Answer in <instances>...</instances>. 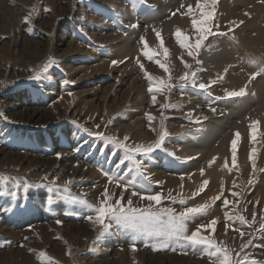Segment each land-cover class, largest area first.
Segmentation results:
<instances>
[{
	"label": "rangeland",
	"instance_id": "1",
	"mask_svg": "<svg viewBox=\"0 0 264 264\" xmlns=\"http://www.w3.org/2000/svg\"><path fill=\"white\" fill-rule=\"evenodd\" d=\"M196 3L0 0V264H40L41 251L57 264H210L203 246L183 241L162 248L158 239H137L134 251L131 233L115 225L97 239L101 226L88 219L95 218L88 205H99L106 190L111 202L123 195L121 203L130 198L140 208L149 205L140 196L160 195L153 211L172 208L178 214L207 204L187 222V234L204 225L200 234L229 251L232 264H264V111L258 112L264 105L258 100L264 89V0H218L214 9L209 4L214 18L208 27L215 34L203 41L199 64L175 35L180 30L189 44L199 38L187 14ZM145 50L154 54L151 60ZM50 58L56 63L49 64ZM181 58L192 67L185 68ZM193 71L197 88L191 82L181 87L180 77ZM145 73L171 88L156 91L153 84L149 92ZM212 81L206 91L198 88ZM241 89L247 95L227 98ZM254 120L259 124L253 141ZM215 130L229 135L218 159L223 176L208 167L201 175L194 162L207 160L205 150L191 157L183 150ZM164 131L168 135L156 148ZM138 146L153 151L139 152ZM204 180L209 183L199 191ZM212 220L217 223L208 227Z\"/></svg>",
	"mask_w": 264,
	"mask_h": 264
},
{
	"label": "snow or ice",
	"instance_id": "2",
	"mask_svg": "<svg viewBox=\"0 0 264 264\" xmlns=\"http://www.w3.org/2000/svg\"><path fill=\"white\" fill-rule=\"evenodd\" d=\"M218 0H197L196 3V10L199 11V16L197 17L196 10L192 9L191 6L188 8V15L191 17V26L195 30V33L198 34L199 38L196 39L195 43L189 44L188 36L182 35L180 30H177L175 33L177 43L180 45L181 48L187 49V54L189 57H191L193 60H196V63H201L199 60L196 59V56L199 52V49L202 46V43L204 40L207 39L209 34H215L211 33L210 28L208 27V22L211 21L214 18V10H208V5L211 4L213 6L216 5ZM183 7V5H181ZM45 11H50V9L45 8ZM35 11V9H33ZM247 15V13H245ZM24 22H29V17L24 18ZM242 23V22H241ZM135 27V25H133ZM157 37L160 38V33H156ZM221 35H223L221 33ZM141 42L145 44V49H147V44L143 40V37L141 38ZM161 47L163 48V41L161 40ZM164 55L167 57L169 54V51L167 48H163ZM143 55L146 56L149 60L152 59L153 53L150 50H145L143 52ZM182 60V58H181ZM56 61L52 60L50 58L49 64H55ZM114 63H116L114 61ZM159 63V62H158ZM182 63H184L185 68H191L192 66L182 60ZM160 67L164 69L165 72L168 71V68L164 64H160ZM141 68L143 69V66L141 65ZM48 65H45L43 68V71H47ZM227 71V69L225 70ZM148 81H149V92H153V84L155 85L156 91H160L162 88H171V84L165 83L164 81H158L154 80L153 77L145 73ZM189 77H191V81H189ZM196 73L193 71L191 73L186 72L184 75L180 77L182 81H185L184 85H181V87H184L187 85V83L191 82L192 87L194 89L197 88L196 83ZM34 79H39L40 76L36 75L33 77ZM219 79H223V77H219ZM215 81L210 82V84L205 83H199L198 88L200 90H207L211 84H214ZM247 95L246 89H241L240 91H231L227 92L226 96L227 98H234V97H242ZM153 102H155L156 97L153 95L152 97ZM162 107H169V105H162ZM212 111H215V109H212ZM152 117H149V120H151ZM259 121H252V123L249 125L250 128V136L251 139L254 141L256 138V127L258 126ZM91 135V133H89ZM168 135L167 131L162 132V134L159 137V140L156 142L155 147L160 148L163 144V141L165 137ZM235 139L231 142V152H232V162L233 166L236 165V157H237V141L239 140V133L235 134ZM137 151L143 152V153H150L153 151L152 147L144 148L143 146H138ZM255 150L253 149V152ZM216 157H213V161L209 162V166H211V163L214 162ZM249 160H252V167L253 172L255 171V161L253 160L252 153L249 154ZM225 166L227 164L225 163ZM231 171V169H229ZM201 175H203V169H201ZM209 181L204 180L200 190L203 191L204 188L208 185ZM249 183H252L251 180H249ZM236 186L235 183L233 185ZM117 187H122V185L117 182ZM127 191V188L124 189ZM222 194V193H221ZM140 195L136 191L131 192V196H138ZM195 195V194H194ZM233 196H237L238 193L233 192ZM113 197L107 192V190L104 193V200L101 201V203L97 206L88 205V207L95 213V218L93 219L92 215H89L88 219L90 221H93L96 224H99L101 226V231L98 234L97 239H100L105 234H107L113 225H115L118 229H125L131 233V241L133 244V250L135 251V242L137 239H146V238H155L160 241L161 247H168L170 244H180L182 241L186 242L191 245H201L203 246V252L204 254L209 258L210 264H232V256L229 251L226 249L220 247L217 245L215 240L211 236H203L200 234L199 229L202 227H205L204 225H200L196 231L192 232L191 235H188V228H187V222L192 219V217L197 213H202L205 211L209 205H200L197 207H188L184 209L183 211L176 213L175 209L172 208H164L162 210H152V202H155L156 204L161 203V196L160 195H147V196H140L141 200H147L149 201V205L146 208H140V207H134L132 199L128 198L124 203H121V201H124L125 198L123 195H120L119 198L115 200V202H111ZM220 196H216L213 198V200H219ZM175 202V201H173ZM181 204H185L186 201L183 199L180 200ZM229 202L227 200L224 201V204L227 205ZM231 219V217H229ZM238 219L242 223H247L245 221V218L243 216L238 217ZM254 219V218H253ZM58 224L61 223V221H57ZM217 223L216 220H212L208 227H211V225H215ZM262 229H264V225L261 226ZM241 236L244 235V233H240ZM27 239V238H25ZM248 243H251V241H248ZM183 245H181L182 247ZM243 247V246H242ZM155 250V249H154ZM175 250V248H173ZM31 251V250H30ZM37 259L40 261V264H57L52 258L48 257L47 254L43 251L36 254ZM244 260H247V257L244 258ZM240 264V262H238ZM252 264H256L255 261L252 262Z\"/></svg>",
	"mask_w": 264,
	"mask_h": 264
},
{
	"label": "bare ground",
	"instance_id": "3",
	"mask_svg": "<svg viewBox=\"0 0 264 264\" xmlns=\"http://www.w3.org/2000/svg\"><path fill=\"white\" fill-rule=\"evenodd\" d=\"M175 19H177V18H174V20ZM179 20V19H178ZM173 21V20H172ZM176 23V22H175ZM174 24V23H173ZM178 24V23H177ZM164 25H167V23L166 24H164ZM172 25V23L169 25V26H171ZM176 24H174L173 26H175ZM177 26V25H176ZM175 28H177V27H175ZM166 29V28H165ZM129 49L128 48H126V49H124V50H122V52H123V55H125V54H127V51H128ZM121 52V53H122ZM71 69V68H70ZM69 69V70H70ZM68 70V71H69ZM72 70V69H71ZM104 66H101L100 68H99V70H98V73H104ZM71 72V71H70ZM264 89H262L261 91H260V95H258V100H260V102L262 103V101H264ZM71 104V103H70ZM68 105V104H67ZM69 106V105H68ZM262 111H264V105H262L261 106V109L258 111L259 113L260 112H262ZM256 112V111H255ZM254 112V113H255ZM91 118V117H90ZM228 120V119H227ZM226 119H222L221 120V122H222V124L224 125L225 123H227V125L231 128V130L233 129V128H237V125L233 122V121H227ZM214 123H216L215 121H214ZM223 127V126H222ZM222 127H220V128H217V129H221ZM216 129V130H217ZM216 130H215V132L213 131V132H210V134L208 135V136H206V137H201V138H199V139H196V140H198V141H200L201 142V144L200 145H196V144H190V145H186V147L184 148V154H185V156L186 157H191V156H194L196 153H198V150H205L204 152H202V153H204L203 154V157H206V159L208 160V162H207V160H205L206 161V163L207 164H204L205 163V161H204V163L203 164H201L200 163V160L198 159L197 161H193L195 164H196V166H194V167H199L200 169H205V168H207L208 167V169L210 170V173L212 174V173H214V174H212V175H218V176H223V173H217L218 171H220V169H221V165H220V161L218 160V159H220L221 160V157H223L224 156V153L222 152V150L224 149V147L227 145V143H228V138H229V135H223V133L222 132H216ZM141 131V130H140ZM142 132V131H141ZM133 137V136H132ZM136 138V137H135ZM263 140H264V133H263ZM217 142V143H216ZM214 143H216V145L215 146H213V144ZM189 144V143H188ZM201 153V154H202ZM245 155L241 152V158H243ZM65 157V156H64ZM213 157H217L216 159H215V161L214 162H212L211 163V166H209V162L210 161H213ZM71 158V157H70ZM241 161H244L243 159H241ZM75 162H77V161H75ZM201 165H200V164ZM60 164V163H59ZM73 164V163H72ZM76 164H78V163H76ZM74 166H73V168L75 167V164H73ZM200 165V166H199ZM55 166V165H54ZM83 166V165H82ZM38 167H39V165H38ZM50 168V167H49ZM72 168V169H73ZM77 168H78V166H77ZM80 168V167H79ZM83 169V168H82ZM51 172V171H50ZM68 172V171H67ZM88 172V171H87ZM33 173H35V172H33ZM47 173V172H46ZM225 173V172H224ZM49 174V173H48ZM51 174V173H50ZM78 174V173H77ZM38 175V174H37ZM61 175V174H60ZM86 175V174H85ZM232 175V174H231ZM33 176V175H32ZM36 176V175H35ZM43 176V175H42ZM46 176V175H45ZM37 177V176H36ZM35 177V178H36ZM39 177V176H38ZM47 177V176H46ZM62 177V176H61ZM159 177V176H158ZM34 178V179H35ZM224 178H225V175H224ZM59 179V178H58ZM63 179V178H62ZM65 179V178H64ZM72 181V180H71ZM66 182V181H65ZM176 180H168V184L167 185H171V184H169V183H173V184H176ZM61 183H63V181L61 182ZM98 183V182H97ZM95 188H97V187H95ZM98 190H99V188H98ZM97 192V191H96ZM91 193V192H90ZM92 196H93V193L91 194Z\"/></svg>",
	"mask_w": 264,
	"mask_h": 264
}]
</instances>
